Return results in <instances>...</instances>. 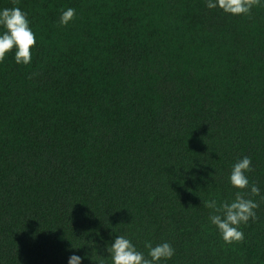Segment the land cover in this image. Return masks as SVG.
<instances>
[{"label":"trees","instance_id":"trees-1","mask_svg":"<svg viewBox=\"0 0 264 264\" xmlns=\"http://www.w3.org/2000/svg\"><path fill=\"white\" fill-rule=\"evenodd\" d=\"M14 6L37 42L30 64L0 62V264H95L119 234L170 242L167 264H264V199L231 244L203 204L234 197L245 155L264 196V5L0 0Z\"/></svg>","mask_w":264,"mask_h":264},{"label":"clouds","instance_id":"clouds-1","mask_svg":"<svg viewBox=\"0 0 264 264\" xmlns=\"http://www.w3.org/2000/svg\"><path fill=\"white\" fill-rule=\"evenodd\" d=\"M209 9L219 8L232 15L250 14L256 5H264V0H205ZM76 10L68 7L61 11L58 23L68 25L75 17ZM37 40L28 19V13L18 6L0 8V62H3L9 52H13L15 62L30 64L32 48ZM252 170L251 157L245 155L237 160L228 175L229 183L234 189V197L217 201L216 198L203 200L205 207L213 210L209 221L219 231L225 243L231 244L244 239L241 225L249 220L258 219L257 209L260 204L253 199L261 195V188L256 183H250L248 173ZM144 247L147 253L139 250L127 235H116L113 241L106 245L107 256L98 254L90 257L95 264H167L175 255V248L168 241L153 245L146 241ZM84 257L71 252L67 264H83Z\"/></svg>","mask_w":264,"mask_h":264}]
</instances>
